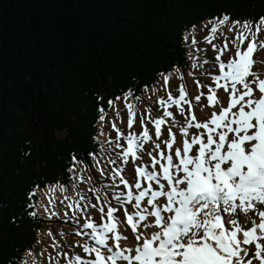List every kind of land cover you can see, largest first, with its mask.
Returning <instances> with one entry per match:
<instances>
[{
    "label": "snow or ice",
    "instance_id": "obj_1",
    "mask_svg": "<svg viewBox=\"0 0 264 264\" xmlns=\"http://www.w3.org/2000/svg\"><path fill=\"white\" fill-rule=\"evenodd\" d=\"M261 37L264 15L211 17L199 39L190 41L204 45L194 49L197 55L189 53L192 91L185 72L174 66L157 73L159 87L143 86L147 98L129 89L108 100L109 108L122 101L126 124L116 112L122 127L98 108L100 134L111 125L101 144L107 155L88 153L93 165L71 158L73 194L60 203L73 231L62 230L70 239L61 243L49 230L53 251L39 264H264ZM174 74L180 83L170 89ZM76 165H83L80 172ZM78 183L101 187L77 191ZM57 187L68 192L62 184L51 190ZM54 207L49 197L45 211Z\"/></svg>",
    "mask_w": 264,
    "mask_h": 264
},
{
    "label": "trees",
    "instance_id": "obj_2",
    "mask_svg": "<svg viewBox=\"0 0 264 264\" xmlns=\"http://www.w3.org/2000/svg\"><path fill=\"white\" fill-rule=\"evenodd\" d=\"M222 13L253 19L264 0H0V264H32L42 190L72 187L73 156L91 164L98 108L183 70L184 36Z\"/></svg>",
    "mask_w": 264,
    "mask_h": 264
},
{
    "label": "rangeland",
    "instance_id": "obj_3",
    "mask_svg": "<svg viewBox=\"0 0 264 264\" xmlns=\"http://www.w3.org/2000/svg\"><path fill=\"white\" fill-rule=\"evenodd\" d=\"M202 27H203V25L201 26V28H202ZM201 28H200L199 31L196 30L197 32L194 30V33H195V32H196V33L190 36L189 41H187V44H188V45H191V44H190V41H191L192 36H195V37H197V38L199 39V37L201 36ZM224 31H225V33H226L227 35H229V36L231 35V33H227V29H226V28L224 29ZM192 32H193V31H192ZM261 38L264 39V37H261ZM197 46L200 47V48H203V47H204V45H203L202 43L198 44ZM209 51H211V50L209 49ZM196 55H197V53H196ZM200 55H203V53H200ZM190 66H191V65H189V69H190ZM205 67H207V65H205ZM185 79L189 82V83H188V90H189V91H192V88H193L192 83H191V79H192V78L189 77V76H187V73H186V75H185ZM175 80H176V79H175V74H174V75H173V79H172V81L170 82V89H171L172 82L177 83V84L180 83L179 80H177V81H175ZM158 85H159V82H158L155 86L157 87ZM148 95H149V94H148ZM148 95H146V96L143 95V96H144L145 98H147ZM120 102H121L122 107H123V103H122V101H120ZM134 102L136 103L137 108L140 109V110H142V109L145 107V104H144L143 102H141V101H134ZM118 103H119V101H117L115 104H118ZM117 110L120 111V113H121V118L123 119L124 123L126 124V119H127V117H126V112H125V110H124V108H123V115H122V112H121L120 107H119L118 105H115V107H114L113 110H112V114H111V115L108 114V115L106 116V121L108 120V121L115 122L116 125H117V127H122L121 119L116 117V112H117ZM114 119H116V120H114ZM105 125H106V124H105ZM108 125H110V124H108ZM106 127H107V126H106ZM105 131H108V128H106ZM100 155H107V153H106V152H105V153H102L101 150H100L98 156H100ZM92 165H93V163H92ZM92 171H95V169L93 168ZM97 175H99V173H97ZM87 184H88V183H87ZM82 185H83V183H82V184H81V183H78V184H77V191L82 190V189H81V188H82ZM90 186H91V185H87V187H86L84 190L87 191V189H88ZM92 186H93V187H101V185H99V184H93ZM52 187H53V186H49V187L45 190V193L48 194V195H50L49 197H52L53 200H54V202H55V207H54V208H49V209H48V212H56V213L59 214V217H57V216H53V217L49 218L48 212L45 211V207L49 204V197H45L43 201H39V202H38V205L42 208V210H43V212H44V215H45V224H43V231H42V233H41V235H40L41 238H40V240H39V242H38V247H39L40 249H44V250H47V251H53L52 248L50 247V245H51V239H52V238L49 237V236L47 235V233H48L49 230H52V232H53V234H54V236H55V239H56L58 242H61V243L65 242V241H68V240L70 239V237L67 236V235H65V236H63V237L61 236L62 226H63L64 228H67V229L69 228V229H68V233H70V232L73 231L72 228H70V227L67 226V223L57 222V220L64 221V220H63L64 205L61 204L60 201L63 199L64 196H67V195L73 194V193H72V187L68 190V192H65V193H61L58 187L56 188L57 191L55 190V192H56V193H55V192H53V191L51 190ZM54 193H55V194H54ZM52 194H54V195H52ZM51 195H52V196H51ZM58 224H63V225L60 226V225H58ZM75 239H77V238H75V237L72 238V242H73V243L75 242ZM47 251H45L46 254H48ZM42 252H43V251H42ZM35 253H36V252H34V256H31L30 258H28V259H29V262L32 263V260L35 259V260L37 261V264H39V261H40L41 259H43V257L41 256V252H38V254H35ZM43 254H44V252H43ZM44 256H45L46 259H47V255L44 254ZM46 259H45V260H46Z\"/></svg>",
    "mask_w": 264,
    "mask_h": 264
}]
</instances>
